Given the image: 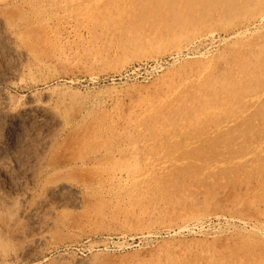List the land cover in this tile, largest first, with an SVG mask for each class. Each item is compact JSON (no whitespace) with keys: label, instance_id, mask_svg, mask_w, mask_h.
I'll return each mask as SVG.
<instances>
[{"label":"rangeland","instance_id":"374dc122","mask_svg":"<svg viewBox=\"0 0 264 264\" xmlns=\"http://www.w3.org/2000/svg\"><path fill=\"white\" fill-rule=\"evenodd\" d=\"M174 1L0 0V264H264V0Z\"/></svg>","mask_w":264,"mask_h":264},{"label":"bare ground","instance_id":"6f19581e","mask_svg":"<svg viewBox=\"0 0 264 264\" xmlns=\"http://www.w3.org/2000/svg\"><path fill=\"white\" fill-rule=\"evenodd\" d=\"M163 1V0H162ZM172 1V0H171ZM179 1V0H178ZM184 1V0H183ZM188 1V0H187ZM222 1V0H221ZM240 1V0H239ZM246 1V0H245ZM159 2V1H158ZM168 2V1H167ZM167 2H165V3H167ZM173 2H175L174 0H173ZM188 2H190V1H188ZM212 1L210 0V3H211ZM216 2H217V0H216ZM223 2V1H222ZM251 2V1H250ZM187 3V2H186ZM206 3V2H205ZM204 3V4H205ZM218 3V2H217ZM228 3V2H227ZM240 3H242V2H240ZM240 3H239V5H240ZM245 3V2H244ZM160 4V3H159ZM191 4V3H190ZM208 4H209V1H208ZM220 4V3H219ZM232 4V3H231ZM247 4V3H246ZM250 4V3H249ZM173 5H174V3H173ZM215 5H217V4H215ZM157 6V5H156ZM223 6H224V4H223ZM242 6V5H241ZM171 7H173V6H171ZM217 7V6H216ZM225 7V6H224ZM235 7H236V5L234 6V8L233 9H235ZM240 7V6H239ZM170 8V7H169ZM174 8V7H173ZM207 8H209V7H207ZM154 9V8H153ZM152 9V10H153ZM161 9V8H160ZM167 9V8H166ZM165 9V10H166ZM231 9V8H230ZM155 10V9H154ZM157 10V9H156ZM156 10H155V12H156ZM158 10H159V8H158ZM223 10V9H222ZM225 10V9H224ZM232 10V9H231ZM210 10H208V12H209ZM163 12V11H162ZM170 12H172V11H170ZM187 12V11H186ZM152 13H154V11L152 12ZM152 13H151V15H152ZM157 14V13H156ZM162 14V13H161ZM155 15V14H154ZM205 16V15H204ZM155 17V16H154ZM199 17V16H198ZM197 17V18H198ZM200 17H201V15H200ZM190 18V17H189ZM193 19H194V17H193ZM196 20V19H195ZM194 20H192V22H193ZM197 22V21H196ZM198 23V22H197ZM192 24V23H191ZM169 34V33H168ZM240 71V70H239ZM259 73H260V71H259ZM240 74V73H239ZM238 74V75H239ZM230 82V81H229ZM209 89H210V87H209Z\"/></svg>","mask_w":264,"mask_h":264}]
</instances>
